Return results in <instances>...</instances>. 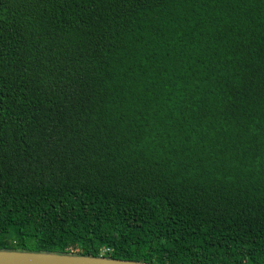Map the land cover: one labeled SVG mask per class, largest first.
<instances>
[{"label":"trees","instance_id":"16d2710c","mask_svg":"<svg viewBox=\"0 0 264 264\" xmlns=\"http://www.w3.org/2000/svg\"><path fill=\"white\" fill-rule=\"evenodd\" d=\"M0 250L264 264V0H0Z\"/></svg>","mask_w":264,"mask_h":264},{"label":"water","instance_id":"95a60500","mask_svg":"<svg viewBox=\"0 0 264 264\" xmlns=\"http://www.w3.org/2000/svg\"><path fill=\"white\" fill-rule=\"evenodd\" d=\"M0 264H148L111 259L104 256L0 250Z\"/></svg>","mask_w":264,"mask_h":264}]
</instances>
